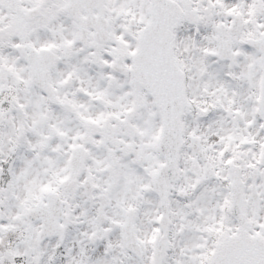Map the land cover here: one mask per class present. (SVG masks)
Instances as JSON below:
<instances>
[{
	"label": "snow or ice",
	"instance_id": "1",
	"mask_svg": "<svg viewBox=\"0 0 264 264\" xmlns=\"http://www.w3.org/2000/svg\"><path fill=\"white\" fill-rule=\"evenodd\" d=\"M0 264H264V0H0Z\"/></svg>",
	"mask_w": 264,
	"mask_h": 264
}]
</instances>
